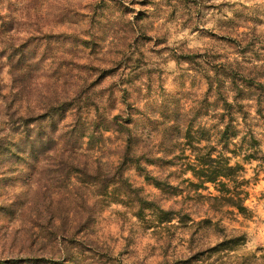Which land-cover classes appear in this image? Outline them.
I'll list each match as a JSON object with an SVG mask.
<instances>
[{"label": "rangeland", "instance_id": "1", "mask_svg": "<svg viewBox=\"0 0 264 264\" xmlns=\"http://www.w3.org/2000/svg\"><path fill=\"white\" fill-rule=\"evenodd\" d=\"M125 21L133 24L132 32L126 31L129 26ZM235 22L247 27L240 28V33L253 29L250 35L254 33L264 46V0H0V139L10 135L18 140L11 134L7 111L12 113L22 106V114L35 113L52 95L73 100L70 95L84 80L87 87L80 100L91 105L111 102L109 91L116 87L129 88L131 95L121 94L112 100L118 101L113 114L125 110L135 99H143L145 92L138 97L134 89L146 81L161 86L165 101L185 92L201 94L207 89L203 72H196L176 56L186 49L199 55L235 57L231 54ZM21 56H25L27 80L33 82L26 96L16 95L11 75V63ZM123 71L132 74L129 81L121 79L126 80ZM145 103L146 99L138 102L140 106ZM65 142L66 138L40 150L43 163L56 165ZM88 143L85 137L74 154L65 152L66 159L73 156L81 160V173L73 174L71 184L62 185L53 194L29 184L30 162L15 158L7 164L1 159L0 264H26L27 259L29 264H201L189 259L194 255L190 248L198 242H193L189 231L178 222L163 228H156L155 223L149 227L123 205L107 204L101 195L92 196L88 182L103 169L89 171ZM94 144L92 153L105 161L107 147L98 151L102 142ZM239 162L250 181L246 206L252 217L225 214L223 223L229 232L236 229L246 234L241 253L251 254L264 248V167L256 170L255 161ZM148 170L153 176H167L172 171V185L193 179L178 167L167 170L150 166ZM128 176L141 188L142 197L163 199L153 182L145 181L137 172H128ZM181 196L174 200H181ZM95 202V210L89 212ZM172 204V198L162 202L164 209ZM186 204L198 206L202 218L210 216L216 221L222 217L213 211L204 213L206 210L194 200L187 199ZM146 213L150 218V211ZM216 242L215 233L209 231L198 246L204 243L209 247Z\"/></svg>", "mask_w": 264, "mask_h": 264}, {"label": "trees", "instance_id": "2", "mask_svg": "<svg viewBox=\"0 0 264 264\" xmlns=\"http://www.w3.org/2000/svg\"><path fill=\"white\" fill-rule=\"evenodd\" d=\"M124 23L129 26L126 31L132 32L133 24ZM240 23H236L233 32L231 54L235 57L199 55L186 49L176 56L196 72H203L207 84L205 92H185L165 101L166 93L161 86L146 81L134 89L138 97L145 92V105L138 104L143 99H135L125 110L113 114L118 101L112 100L121 94L131 95L129 88L116 87L109 91L111 102L91 105L80 100L87 87L84 80L70 95L73 100L52 95L35 113L22 114V106L12 113L7 111L11 134L17 135L18 140H12L10 135L0 139V161L5 158L10 164L15 158L27 160L30 162L29 184H36L39 191L58 193L62 185L71 184L73 174L81 173V160L73 156L66 159L65 152L74 154L87 137L91 166H85L92 173L103 169V173L98 172L93 181L88 182L93 197L101 195L107 204L123 205L149 227L154 223L156 228L174 226L176 221L189 231L193 242H201L204 233L213 231L217 242L209 247L197 243L189 250L194 254L190 260L196 259L201 264H264V248L251 254L241 253L247 243L246 234L236 229L229 232L223 223L225 214L252 217V211L246 206L250 181L239 161L257 162L256 170L264 167V46L254 33L250 35L253 29L249 33L238 32L240 28H247ZM25 56L18 60L13 58L11 63L16 95H28L33 83L27 80L29 73H24L25 60L22 59ZM119 65L121 62L113 67ZM124 75L123 82L129 81L132 74L123 71ZM146 131L151 135H146ZM105 133L109 136L105 137ZM64 138V152L57 164L43 163L40 150L63 142ZM98 140L102 142L98 151L107 147L105 161L92 153ZM150 166L167 170L178 167L182 174H191L197 182L185 178L172 185V171L167 176H153L148 170ZM128 172H137L145 181L153 182L163 199L142 197L141 188L136 187ZM178 195H182V199L174 200ZM170 198L173 204L164 209L162 202ZM187 199L198 202L206 210L204 213L213 211L222 217L216 221L210 216L202 218L200 208L186 204ZM96 205L93 203L89 212L95 210ZM212 257L215 259L210 263ZM25 261L29 264L31 260ZM11 264L18 263L12 261Z\"/></svg>", "mask_w": 264, "mask_h": 264}]
</instances>
